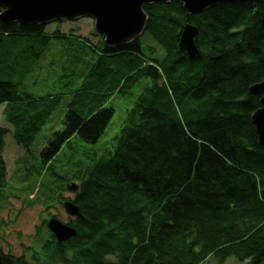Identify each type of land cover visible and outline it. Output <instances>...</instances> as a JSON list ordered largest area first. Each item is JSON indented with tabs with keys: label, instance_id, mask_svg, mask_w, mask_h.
<instances>
[{
	"label": "trees",
	"instance_id": "1",
	"mask_svg": "<svg viewBox=\"0 0 264 264\" xmlns=\"http://www.w3.org/2000/svg\"><path fill=\"white\" fill-rule=\"evenodd\" d=\"M145 10V33L154 43L141 37L118 50L101 40L91 43L89 51L82 50L89 73L77 88L68 82L67 93L60 88L34 94L27 83L54 40L90 39L59 30L48 34L44 25L0 22V107L13 128L0 126L5 204L12 199L21 207L38 204L4 195L8 134L30 152L69 96L64 129L42 152L49 163L76 136L98 143L115 113L107 102L149 80L112 147L72 173L79 190L67 185L65 191L73 193L71 201L83 217L61 220L76 228L77 236L61 244L50 233L41 250H33L48 221L36 226L30 210L3 241L14 248H0L2 264H206L210 258L224 264L232 257L264 262V147L252 122L261 95L250 92L264 81V0L222 4L195 16L178 3ZM186 23L200 30L195 59L179 46ZM66 200L61 196L58 205ZM31 251L33 262L26 259Z\"/></svg>",
	"mask_w": 264,
	"mask_h": 264
},
{
	"label": "rangeland",
	"instance_id": "2",
	"mask_svg": "<svg viewBox=\"0 0 264 264\" xmlns=\"http://www.w3.org/2000/svg\"><path fill=\"white\" fill-rule=\"evenodd\" d=\"M57 30L66 35L72 34L73 36L88 38L91 42L86 40V44H88L86 45L75 38L63 41L54 40L53 42L56 44L54 43L51 51L49 50L47 60L45 59L44 64L36 69L29 78V84L27 83V89L34 94H45L48 91L57 93L61 92L60 88L67 93L69 89L65 87L69 86L68 82L75 81L76 83L73 86L77 88L89 73L90 67L87 66V56L82 53V50L89 51L91 43L98 44L99 36L94 27V20L84 18L76 22H56L48 25L45 29L48 34H52ZM141 39L146 43H154L148 40V33H144ZM74 62H77L78 65L72 67ZM144 81L145 83L141 82L132 88L128 96L117 94L107 102L106 108L114 109L115 113L98 143L88 144L76 136L49 163L44 162L42 152L52 135L64 129L69 96H64L61 99L57 109L32 144L30 152L20 147L11 133L8 134L4 149V158L8 169V183L4 195H16L26 202H37L38 204L31 208L26 205V208L21 207L14 201L15 199H12V203L5 204L4 198H0V248L5 249L6 243L4 242L8 233L30 210L34 211L37 221L36 226L41 225L43 220L48 221L54 217L61 220V218L71 216L64 204L63 206L58 205L57 199L61 196L67 199L73 198V194L65 191L67 185H71L72 182L78 186L80 184L79 181L72 179V173L85 170L88 163L94 160L95 154L99 159L112 147L113 139L124 125L127 110L134 106L144 86L149 83V80ZM77 84L79 85L77 86ZM70 89L72 90V88ZM2 112L3 107H0V126L12 131L13 128L6 123ZM44 206L49 209L45 210ZM35 232L36 229L34 234ZM50 233L48 226L44 227L32 244L33 250L40 251L45 240L50 237ZM32 241L33 237L27 244ZM6 248L11 251L14 245L9 244ZM33 255V251L26 253V259L33 262ZM206 264L218 263L215 258H210ZM224 264H251V261H238L232 257Z\"/></svg>",
	"mask_w": 264,
	"mask_h": 264
},
{
	"label": "water",
	"instance_id": "3",
	"mask_svg": "<svg viewBox=\"0 0 264 264\" xmlns=\"http://www.w3.org/2000/svg\"><path fill=\"white\" fill-rule=\"evenodd\" d=\"M261 1L263 0H0V6L7 8L0 15V22L47 26L56 22H76L91 18L96 32L104 36V46L110 50H118L139 40L146 32L149 20L145 10L147 6L178 3L188 16H193L222 4ZM262 22L264 23V11ZM199 35L197 26L191 23L184 25L179 46L190 59H195L199 54L196 42ZM250 92L261 95L260 107L253 113L252 122L259 144L264 147V81L254 84ZM72 188L79 190L77 184H73ZM262 196L264 198V189ZM64 207L71 216L83 217L79 206L72 201H66ZM47 226L61 244L78 234L76 228L55 217L48 221Z\"/></svg>",
	"mask_w": 264,
	"mask_h": 264
},
{
	"label": "bare ground",
	"instance_id": "4",
	"mask_svg": "<svg viewBox=\"0 0 264 264\" xmlns=\"http://www.w3.org/2000/svg\"><path fill=\"white\" fill-rule=\"evenodd\" d=\"M193 16H195V15H193ZM73 184H75V183L72 182L71 185H69V187H70V189H71L72 191L75 192V190L72 188V185H73ZM66 192H69V193L73 194L72 192H70V191H68V190H66ZM71 199H72V198H69V200H67V201H71ZM64 203H65V201L63 202V204H64Z\"/></svg>",
	"mask_w": 264,
	"mask_h": 264
},
{
	"label": "clouds",
	"instance_id": "5",
	"mask_svg": "<svg viewBox=\"0 0 264 264\" xmlns=\"http://www.w3.org/2000/svg\"><path fill=\"white\" fill-rule=\"evenodd\" d=\"M5 11H7V8L5 6H0V15H2Z\"/></svg>",
	"mask_w": 264,
	"mask_h": 264
},
{
	"label": "flooded vegetation",
	"instance_id": "6",
	"mask_svg": "<svg viewBox=\"0 0 264 264\" xmlns=\"http://www.w3.org/2000/svg\"><path fill=\"white\" fill-rule=\"evenodd\" d=\"M97 35L99 36V40H101L102 42L104 41V36L103 35H100L97 33Z\"/></svg>",
	"mask_w": 264,
	"mask_h": 264
},
{
	"label": "crops",
	"instance_id": "7",
	"mask_svg": "<svg viewBox=\"0 0 264 264\" xmlns=\"http://www.w3.org/2000/svg\"><path fill=\"white\" fill-rule=\"evenodd\" d=\"M3 107V106H2ZM4 108V107H3Z\"/></svg>",
	"mask_w": 264,
	"mask_h": 264
}]
</instances>
